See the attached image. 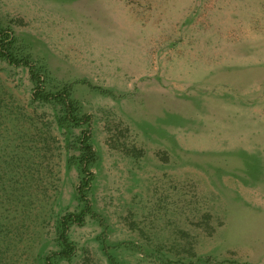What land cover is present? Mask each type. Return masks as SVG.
I'll return each mask as SVG.
<instances>
[{"label": "rangeland", "instance_id": "obj_1", "mask_svg": "<svg viewBox=\"0 0 264 264\" xmlns=\"http://www.w3.org/2000/svg\"><path fill=\"white\" fill-rule=\"evenodd\" d=\"M0 264H264V0H0ZM99 160L80 213L79 141Z\"/></svg>", "mask_w": 264, "mask_h": 264}, {"label": "trees", "instance_id": "obj_2", "mask_svg": "<svg viewBox=\"0 0 264 264\" xmlns=\"http://www.w3.org/2000/svg\"><path fill=\"white\" fill-rule=\"evenodd\" d=\"M19 40L13 30L5 27L0 21V58L7 61L10 65L16 67H25L29 71L30 81L33 84V100L41 103L57 102L63 105L65 109V120L74 125H80L83 121L89 123L90 117L81 118L78 104L72 99L73 85H67L61 92L52 93L47 91L45 79L47 77L46 69L35 64L29 56H20L16 53V47ZM99 157L92 142V135L89 131L82 133L79 141L78 165L82 175L78 194L84 207L80 213H69L62 219V232L60 239L63 244V250L57 255L69 259L75 251L74 244L68 238V231L71 225H84L87 215L99 217L93 211L88 198V192L95 178L93 168L98 163ZM48 264H53L51 257L47 258Z\"/></svg>", "mask_w": 264, "mask_h": 264}]
</instances>
